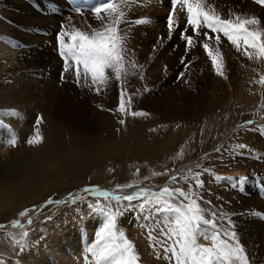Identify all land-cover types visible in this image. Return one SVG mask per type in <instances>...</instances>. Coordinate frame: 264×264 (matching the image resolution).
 <instances>
[{
  "label": "rangeland",
  "instance_id": "1",
  "mask_svg": "<svg viewBox=\"0 0 264 264\" xmlns=\"http://www.w3.org/2000/svg\"><path fill=\"white\" fill-rule=\"evenodd\" d=\"M103 2L0 0V37L15 45L14 58L0 62V138L6 142L17 140L15 146L7 143L0 153V224L5 225L0 228V264H40L41 255L52 251L53 237L64 241L69 238L68 231L77 230V238L82 237L79 242L88 248L106 222V215L90 209V204L119 210L118 229L133 241L139 264H145L144 259L170 264L160 247L165 240L159 231L162 222L166 223L164 214H142L138 201L132 206L127 202L117 205L83 193L85 187L115 191L117 185L139 183L152 190L168 186L198 191L203 201H211L210 205L200 201L201 207L218 215L225 213V228L231 218L253 264H264V85L255 83L264 75V61L248 60L222 37L219 51L227 79L214 73L200 42L187 53L185 67L181 64L185 44L179 29L171 41L167 40L170 0H155L152 4L150 0H132L121 28L127 33V58L143 65L144 79H140V73L129 74L124 89L132 97V110L150 115L129 116L122 126L118 121L125 117L109 111L118 107L120 82L113 77L97 94L81 81L75 83L77 94L69 95L74 75L63 71L64 61L57 48V33L69 22L84 31L100 27L101 21L90 9ZM208 2L215 4L223 18H228L231 9L259 16L264 26V7L254 0ZM136 19L150 22L136 25ZM185 20L181 13V26ZM161 36L164 39L158 42ZM181 73L182 78L178 75ZM250 82L256 90L237 96L236 84L245 86ZM25 90L29 97L24 95ZM10 112L18 115L10 116ZM40 114L44 118L40 126L44 140L31 146L27 140L35 134ZM247 121L255 123L247 125ZM233 169H239L234 177L248 179L228 185L227 180H232L224 177H233ZM189 170L203 173L202 189H197L192 179L172 183V175L183 176ZM154 172L168 175L156 176ZM225 188L231 192L227 194ZM137 190L127 188L122 194ZM70 194L82 195L75 204L47 203L69 200ZM227 195L236 207L229 214V207L221 203ZM25 209L29 210L28 216L20 217ZM14 219H20L24 228H12ZM24 232L28 235L23 236ZM85 256L89 259H81V264H94L89 253Z\"/></svg>",
  "mask_w": 264,
  "mask_h": 264
},
{
  "label": "snow or ice",
  "instance_id": "2",
  "mask_svg": "<svg viewBox=\"0 0 264 264\" xmlns=\"http://www.w3.org/2000/svg\"><path fill=\"white\" fill-rule=\"evenodd\" d=\"M131 3L132 0H104L103 3L90 9L95 18L101 21L100 27L84 31L72 26L69 22L57 33V48L64 61L63 71L71 72L75 83L79 85L83 81L89 88H94L96 93L100 94L113 77L120 82L118 107L115 110L109 109V111L118 112L125 117L118 121L122 126L126 124V118L129 116L147 117L150 115L143 110H132V97L124 89V81L129 74L140 73V79H144L143 65H138L127 58L129 51L126 43L127 33L121 28V25L126 23L128 15L126 9ZM254 3L264 7V0H254ZM170 8L166 17L167 40L171 41L179 29L180 40L185 44V56L181 57V64L185 67H187V53L200 42L211 60L214 73L227 79L223 55L219 51L222 37L237 52H242L248 60L264 61V26L259 16L230 10L228 18H223L215 4L209 3L208 0H170ZM181 13L186 17L183 26L179 23ZM149 22L147 19H136L134 24L144 25ZM163 39L164 37H159L158 42ZM153 51H155V46ZM109 73L112 75L110 76ZM178 75L182 78V73ZM61 79L64 77L62 76ZM255 83L264 85V75H260ZM145 91H150V89L145 88ZM8 115L18 114L10 112ZM43 119L42 114L37 116L36 132L27 140V144L36 146L43 142L44 136L40 131ZM254 123L255 121H247V125ZM151 131H156V129H151ZM7 143L15 146L17 140L12 138ZM237 147L245 146L237 145ZM179 156L182 158V150ZM204 171L206 172L207 169ZM138 174L139 169H137ZM202 174L200 171L193 173L189 170L183 176L172 175L171 181L176 183L178 179H192L197 189H202L204 187ZM153 175H168V173L154 172ZM215 178L221 179L219 176ZM224 179L242 184L248 177H224ZM127 188H138V190L131 194H122ZM83 193H91L105 201H115L117 205L127 202L128 206H132L133 202L138 201L139 211L142 214L149 216L164 214L166 223L162 222L163 226L159 231L165 240L160 247L170 264H253L235 230V222L228 218L226 221L228 227L225 228L222 221L225 220L226 214L221 212L218 215L216 211L201 207L200 201H203V196L198 191H193L191 187L188 191L168 186L152 190L140 184H125L117 185L115 191L102 190L99 186L85 187ZM81 195L70 194L69 200H48L47 203L49 205L69 202L75 204ZM173 201L176 202L173 203ZM203 202L211 204V201ZM89 208H95L106 215V222L99 229L95 243L86 250L93 258L94 264H139L140 256L133 241L118 229L119 210H106L99 204L95 206L90 204ZM28 213L29 210L25 209L19 213V216L25 217ZM169 215L172 216L171 220H168ZM32 223V219L29 218L28 224ZM4 227V224H0V228ZM11 227L24 228V224L20 219H14ZM27 235V232L23 233V236ZM149 235L150 238L155 239L151 234ZM201 239L208 243L200 242ZM153 247L155 248L156 245ZM157 258L161 257L157 255ZM87 259L88 257L85 256L86 261Z\"/></svg>",
  "mask_w": 264,
  "mask_h": 264
},
{
  "label": "bare ground",
  "instance_id": "3",
  "mask_svg": "<svg viewBox=\"0 0 264 264\" xmlns=\"http://www.w3.org/2000/svg\"><path fill=\"white\" fill-rule=\"evenodd\" d=\"M208 1H211V0H208ZM150 2H151L150 4H152V3L155 2V0H150ZM165 2L167 3V1H165ZM14 55H15V49H14V47L11 44H9L5 38L0 37V62L5 63L6 61H9L8 59H13L14 58ZM251 84H252L251 82L248 85H245V86L243 84H239V85L236 84L237 86L234 87V90L237 92V96H239L240 94L248 93L250 91V89H251V91L256 90L255 88H253V86ZM73 86H74V88H71L70 91L68 90V93L71 96L77 94V91L75 90V88H76L75 82H74V85ZM25 91L26 92L24 93V95H27L28 91L27 90H25ZM225 103H227V102H225ZM223 108H225V107L222 106L221 109H223ZM37 110H38V107H37ZM43 111L44 112H48V110H45V109ZM224 143H225V140H223V141H221L219 143V145H218L219 149L224 145ZM6 146H7V142L5 140H2L0 138V153H2V151L4 150V148H6ZM231 172L232 173H236L235 175H233V177L234 176H237L239 174V169H233ZM240 173H242V171H240ZM227 187H229V186H227ZM225 190H226V193L227 194L229 192H231V191H229L230 189H228V188H225ZM222 202L224 203L225 206L229 207V210L228 211L226 210V212H228V214L230 213L231 209L232 210H235L236 209L235 204H234V202L232 200H230L229 195H227V199L224 198V197H222L221 203ZM78 230H79V228H78ZM67 234L69 235V238H66L65 237L66 240H64V241H63V239H61V237H60V240H58L59 237L58 238L53 237V239L51 240V243L52 244H50L52 251L51 252H44L43 254L41 253L42 255H41V258H40V264H41V262H42V264H81L80 263V260L83 259V258H85V257H83V255H85V253H87V251H86L87 250V247L85 246V244L82 245L83 243L81 244L79 242V240H81L82 237L77 238V230L68 231ZM67 234H65V235H67ZM65 235H63V237ZM200 242H202V241H200ZM161 252H163V251H161ZM146 256H148V255H146ZM89 257H91V256H89ZM143 257H144V255H143ZM41 259H42V261H41ZM144 260H145L144 261L145 264H155L154 262L147 261V259H144ZM82 263H83V261H82Z\"/></svg>",
  "mask_w": 264,
  "mask_h": 264
}]
</instances>
